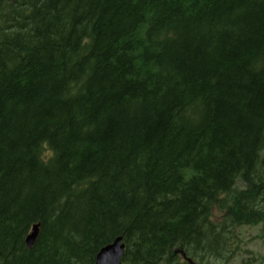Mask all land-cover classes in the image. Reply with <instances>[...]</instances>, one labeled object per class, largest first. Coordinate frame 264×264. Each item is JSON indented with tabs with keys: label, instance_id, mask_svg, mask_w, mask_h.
I'll return each instance as SVG.
<instances>
[{
	"label": "trees",
	"instance_id": "obj_1",
	"mask_svg": "<svg viewBox=\"0 0 264 264\" xmlns=\"http://www.w3.org/2000/svg\"><path fill=\"white\" fill-rule=\"evenodd\" d=\"M260 222L264 0H0V264L118 236L124 264L197 263Z\"/></svg>",
	"mask_w": 264,
	"mask_h": 264
},
{
	"label": "rangeland",
	"instance_id": "obj_2",
	"mask_svg": "<svg viewBox=\"0 0 264 264\" xmlns=\"http://www.w3.org/2000/svg\"><path fill=\"white\" fill-rule=\"evenodd\" d=\"M48 154L46 149L45 157ZM238 187H244V184H238ZM231 233H235L231 247L233 254L229 258L207 257L202 264H264V223L242 225Z\"/></svg>",
	"mask_w": 264,
	"mask_h": 264
},
{
	"label": "water",
	"instance_id": "obj_3",
	"mask_svg": "<svg viewBox=\"0 0 264 264\" xmlns=\"http://www.w3.org/2000/svg\"><path fill=\"white\" fill-rule=\"evenodd\" d=\"M38 232L39 226L35 225L26 240L29 247H32ZM124 252L125 245L122 244V238L119 237L113 243L101 249L96 258V264H121Z\"/></svg>",
	"mask_w": 264,
	"mask_h": 264
}]
</instances>
